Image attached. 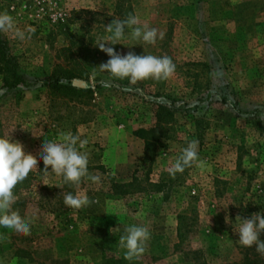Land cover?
Here are the masks:
<instances>
[{
	"label": "rangeland",
	"instance_id": "1",
	"mask_svg": "<svg viewBox=\"0 0 264 264\" xmlns=\"http://www.w3.org/2000/svg\"><path fill=\"white\" fill-rule=\"evenodd\" d=\"M3 12L30 39L0 32L26 82L8 91L0 74V136L22 143L38 171L24 180L21 202L13 205L31 234L0 227V264L124 258L118 241L131 225L146 226L151 235L144 254L128 264L241 262L247 247L238 242L236 217L264 214V0H0ZM128 14L164 38L145 44L126 29L110 46L121 55L169 56L176 65L171 79L133 85L94 69L110 58L96 40ZM55 79L75 93L52 87ZM159 106L173 117L151 161L134 132L155 124ZM69 131L88 141L81 151L99 184L82 180L78 188L61 189L55 175L43 184L42 144ZM194 139L205 167L193 165L173 178L169 167ZM134 177L138 191L113 193V181ZM157 182L159 189L151 185ZM67 192L97 202L72 209L63 201ZM179 215L185 217L181 234ZM250 253L264 264L255 245Z\"/></svg>",
	"mask_w": 264,
	"mask_h": 264
},
{
	"label": "clouds",
	"instance_id": "2",
	"mask_svg": "<svg viewBox=\"0 0 264 264\" xmlns=\"http://www.w3.org/2000/svg\"><path fill=\"white\" fill-rule=\"evenodd\" d=\"M126 29L131 30L132 40L145 44L155 45L157 39L162 40L165 35L164 32L149 27L146 22L142 24L140 18L133 14H128L125 19H114L105 26V31L110 35L100 37L95 42V45L110 58L94 69L108 73L116 79H127L133 85L148 79L155 81L171 79L175 74L176 65L169 56L136 55L133 52L121 55L110 46L118 44L125 37ZM26 31L31 34L35 30L28 28ZM0 32L11 33L13 38L20 40L30 39V35L26 37L25 30L19 29L14 18L6 12L0 13ZM95 74L94 71L93 75ZM87 143L86 139H81L80 135L70 131L58 133V140L45 138L40 152L44 164L43 184L49 186L47 177L51 175L62 177L63 182L55 185L61 189L65 184L78 188L82 180L99 184L101 177L88 171L87 151H81ZM198 149V140L188 142L169 167V174L175 178L177 173H183L186 168L193 165L203 169L206 162L199 158ZM37 165L36 156L26 153L22 143L13 141L9 134L0 136V227L25 236L31 234L30 222L26 221L13 205L17 202L16 186L26 180L31 172L38 171ZM63 201L72 209H82L97 202L90 200L81 192L75 195L72 192L63 193ZM236 221L239 222L236 229L239 234L238 242L249 248L255 245L256 251L264 256V241L260 239V234L264 232V214L256 213L247 219H242L238 215ZM150 235L149 228L143 225L125 227L124 235H121L118 241L119 246L125 250L124 258L129 261L139 259L146 251Z\"/></svg>",
	"mask_w": 264,
	"mask_h": 264
},
{
	"label": "trees",
	"instance_id": "3",
	"mask_svg": "<svg viewBox=\"0 0 264 264\" xmlns=\"http://www.w3.org/2000/svg\"><path fill=\"white\" fill-rule=\"evenodd\" d=\"M120 3V2H119ZM0 74L3 76V87H5L8 91L16 89L20 86H24L26 84L24 77L19 72L18 61L15 56L9 54V43L5 38H3L0 33ZM71 76H68L67 79H70ZM52 87L57 89L66 90L71 93H75L74 87L72 85H63L59 83L58 79L51 84ZM173 114L166 110L163 106H159L155 113V124L150 128H138L134 135L141 138L144 141V151L152 161L155 157L156 147L158 141L164 134V129L168 120L172 119ZM168 119V120H167ZM196 122V121H195ZM199 122V121H198ZM264 125V122H259ZM198 126H200L198 124ZM260 129H264V126H260ZM138 179L136 177L133 178L130 182H112V190L115 195L124 196L139 190ZM153 187L161 188V183H152ZM25 184L24 181L16 186L15 195L18 196L20 192L24 189ZM20 200H18L14 206H16ZM178 231L181 234V231L184 227L183 221L185 219L184 216H178ZM247 251L245 252L241 262H237L236 264H261L260 259L257 255L250 253L252 247H247ZM21 252H25V250H20ZM129 260L121 257L120 259L114 258H105L102 260V264H128Z\"/></svg>",
	"mask_w": 264,
	"mask_h": 264
}]
</instances>
